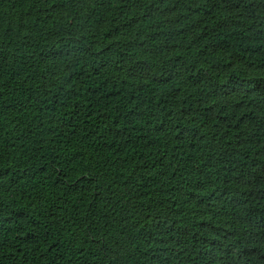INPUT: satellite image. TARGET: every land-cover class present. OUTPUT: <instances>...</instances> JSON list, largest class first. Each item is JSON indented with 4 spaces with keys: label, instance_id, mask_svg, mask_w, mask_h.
<instances>
[{
    "label": "trees",
    "instance_id": "obj_1",
    "mask_svg": "<svg viewBox=\"0 0 264 264\" xmlns=\"http://www.w3.org/2000/svg\"><path fill=\"white\" fill-rule=\"evenodd\" d=\"M0 264H264V0H0Z\"/></svg>",
    "mask_w": 264,
    "mask_h": 264
}]
</instances>
